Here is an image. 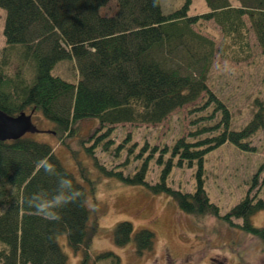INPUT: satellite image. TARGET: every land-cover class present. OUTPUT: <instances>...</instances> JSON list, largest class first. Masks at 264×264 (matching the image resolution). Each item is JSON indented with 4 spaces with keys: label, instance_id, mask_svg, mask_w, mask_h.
<instances>
[{
    "label": "trees",
    "instance_id": "16d2710c",
    "mask_svg": "<svg viewBox=\"0 0 264 264\" xmlns=\"http://www.w3.org/2000/svg\"><path fill=\"white\" fill-rule=\"evenodd\" d=\"M111 1L117 4L116 13L102 15ZM204 1L209 13L190 17L191 0L168 15L161 0H0V9L7 13L5 47L0 51V111L10 117L42 115L52 124L49 134L70 153L88 185H81L63 167L48 144L29 135L0 142V264H67L58 243L62 235L75 253L82 254L80 264H120L112 253L92 254L99 226L88 200L97 183L87 178L69 143L79 126L90 121L97 127L80 145L106 177L168 195L200 223L217 218L234 226V220H241L244 233L264 242V228H255L250 221L264 211V201L248 194L222 217L203 180L208 154L226 144L254 152L250 141L264 132L263 103H256L245 128L234 131L228 109L208 86L217 53L248 61L254 37L264 57V0H236L237 6L231 0ZM204 22L221 29L219 48L196 30ZM150 29L159 31L160 40H147L145 31ZM64 62L74 63L76 83L54 73ZM203 96L208 98L206 106L216 105L209 118L219 114L218 123L198 127L187 138L160 149L144 144L137 150V143L127 136L113 150L116 158L125 152V162L111 171L100 166L96 149L112 153L116 126L160 125ZM153 165L159 170L154 184L149 181ZM195 165L193 192L170 186L175 169ZM131 170L133 174H127ZM133 232L131 224H119L115 244L126 247ZM154 242L152 232H139L135 237L139 255L152 251Z\"/></svg>",
    "mask_w": 264,
    "mask_h": 264
},
{
    "label": "rangeland",
    "instance_id": "374dc122",
    "mask_svg": "<svg viewBox=\"0 0 264 264\" xmlns=\"http://www.w3.org/2000/svg\"><path fill=\"white\" fill-rule=\"evenodd\" d=\"M237 6L236 0H231ZM166 15L182 9L187 0H161ZM117 4L111 1L102 10V15L113 16ZM209 13L204 0H191L189 16L196 17ZM7 13L0 9V51L5 47L4 28ZM198 32L216 42L222 43L221 29L213 22H204L196 28ZM147 40L157 42L161 36L157 29L145 31ZM252 52L248 61L239 62L229 54L224 58L217 53L210 72L208 86L210 93L222 102L230 113L231 129L240 131L252 120L257 107L264 104V57L254 37L251 39ZM54 73L69 81L77 82L78 71L72 62L60 63ZM209 97V96H208ZM208 98L202 97L196 104L175 111L160 125H119L113 130L114 146L111 152L96 149L95 156L100 166L112 170L126 160L124 152L120 158L114 155V148L127 137L137 143V150L144 144L150 147H171L198 127L211 126L219 122L220 116L212 119L215 104L206 106ZM206 106V107H205ZM39 134L29 135L35 141L48 144L63 167L73 174L77 181L88 188L79 167L70 153L61 146L54 135L52 124L38 114L32 119ZM97 127V122H83L78 134L69 140L78 160L87 172V178L97 183L94 196L89 197L88 209L92 218L98 221L99 231L92 245V254L112 253L120 264H264V242L244 233L241 220H234V226L217 218H208L201 223L193 216L180 210L168 195H155L148 188L130 186L117 178H108L97 167L95 158L89 156L81 140H87ZM254 152H242L232 144H226L206 156L203 180L211 202L226 216L248 194L264 201V132H259L251 141ZM86 143L85 146H90ZM128 171L127 174H133ZM198 167L175 169L169 184L175 190L191 193L196 188ZM85 174V173H84ZM158 168L153 165L149 181L156 183ZM256 179V182H255ZM258 229L264 228V211L251 219ZM129 223L134 232L126 247L115 244L114 232L121 223ZM237 227H236V226ZM150 231L155 235L152 251L139 255L135 243L136 235ZM58 243L68 258L67 264H80L82 254L75 253L68 245L65 235L58 237Z\"/></svg>",
    "mask_w": 264,
    "mask_h": 264
},
{
    "label": "water",
    "instance_id": "95a60500",
    "mask_svg": "<svg viewBox=\"0 0 264 264\" xmlns=\"http://www.w3.org/2000/svg\"><path fill=\"white\" fill-rule=\"evenodd\" d=\"M32 112L30 115L25 113L18 117H10L0 111V142L17 141L26 135H36L40 131L33 124Z\"/></svg>",
    "mask_w": 264,
    "mask_h": 264
}]
</instances>
